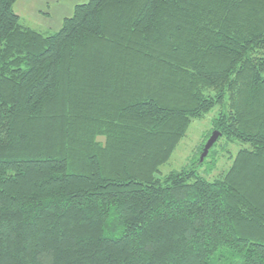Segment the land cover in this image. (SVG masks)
Listing matches in <instances>:
<instances>
[{
    "label": "trees",
    "instance_id": "trees-1",
    "mask_svg": "<svg viewBox=\"0 0 264 264\" xmlns=\"http://www.w3.org/2000/svg\"><path fill=\"white\" fill-rule=\"evenodd\" d=\"M0 0V264H264V0H88L45 34ZM231 167L161 175L193 121Z\"/></svg>",
    "mask_w": 264,
    "mask_h": 264
},
{
    "label": "rangeland",
    "instance_id": "rangeland-1",
    "mask_svg": "<svg viewBox=\"0 0 264 264\" xmlns=\"http://www.w3.org/2000/svg\"><path fill=\"white\" fill-rule=\"evenodd\" d=\"M86 2L88 0H19L14 9L20 16L21 23L24 26L42 31L45 34H53L61 28L66 17L72 16L76 5ZM35 10H40L39 13L42 17ZM42 18H45V20H41ZM220 111V106H216L204 117L192 122L186 136L178 145L171 159L161 168V175L187 168L198 159L199 147L209 133L212 135L213 122ZM241 148L240 143H230L221 138L214 147L215 156L208 157L206 162L197 168L198 173L211 179L226 172L233 164L236 154Z\"/></svg>",
    "mask_w": 264,
    "mask_h": 264
},
{
    "label": "water",
    "instance_id": "water-1",
    "mask_svg": "<svg viewBox=\"0 0 264 264\" xmlns=\"http://www.w3.org/2000/svg\"><path fill=\"white\" fill-rule=\"evenodd\" d=\"M221 137V134L218 131H214L211 135V137L208 139L207 143L205 144L203 153L200 156V163H203L204 160L209 155L210 150L213 148L215 143L218 141V139Z\"/></svg>",
    "mask_w": 264,
    "mask_h": 264
},
{
    "label": "crops",
    "instance_id": "crops-1",
    "mask_svg": "<svg viewBox=\"0 0 264 264\" xmlns=\"http://www.w3.org/2000/svg\"><path fill=\"white\" fill-rule=\"evenodd\" d=\"M21 1V0H20ZM25 1H27V0H25ZM30 1H52V0H30ZM34 11V10H33ZM35 11H37V13H39V11L40 10H35ZM41 13H39V15H40ZM45 16H47V14H45ZM40 17H42L41 15H40ZM41 20H45V18L43 19H41ZM38 22V21H37ZM38 23H42V24H44L43 22H38Z\"/></svg>",
    "mask_w": 264,
    "mask_h": 264
}]
</instances>
